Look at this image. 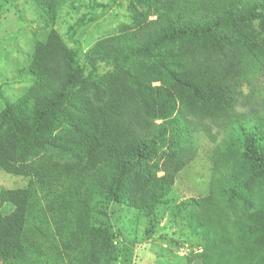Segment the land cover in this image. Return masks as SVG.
<instances>
[{
    "label": "trees",
    "instance_id": "trees-1",
    "mask_svg": "<svg viewBox=\"0 0 264 264\" xmlns=\"http://www.w3.org/2000/svg\"><path fill=\"white\" fill-rule=\"evenodd\" d=\"M3 1L42 26L17 72L31 83L15 100L0 86V170L27 178L0 189V264H115L120 233L92 218L111 203L146 240L190 243L186 264H264V0H130L86 48L116 0H88L72 46L55 23L78 0ZM199 152L209 181L181 197Z\"/></svg>",
    "mask_w": 264,
    "mask_h": 264
},
{
    "label": "rangeland",
    "instance_id": "rangeland-1",
    "mask_svg": "<svg viewBox=\"0 0 264 264\" xmlns=\"http://www.w3.org/2000/svg\"><path fill=\"white\" fill-rule=\"evenodd\" d=\"M95 1L106 4L109 2V0ZM129 2L130 0H116L107 14L89 22L79 34L83 48L90 46L95 39L113 33L120 25L127 24ZM7 6L9 3L4 4V1L0 0V86L6 96L15 100L31 83V77L27 73L17 72L27 65L32 52L34 34L41 31L39 27L42 25L37 19V13L27 9L17 12L13 8L8 11ZM88 12H99V9L88 0L76 1L73 9L66 5L61 8L55 29L69 46H72V43L66 33L68 25ZM1 106L0 101V109ZM202 144L206 145L205 149L212 146L205 139ZM209 178L208 163L199 152L191 165L177 177L176 188L181 197L199 195L205 190ZM26 182V177L0 170V189L22 187ZM1 209L9 212L12 205L3 203ZM100 211L101 215L93 213L94 223H99L103 219L106 225L120 233L117 240L120 244L119 248H122V255L115 264H186V257L194 252L187 241L175 246L159 238L146 240L145 221L138 211L131 207L111 203L105 208H100ZM196 263L195 260L190 262V264Z\"/></svg>",
    "mask_w": 264,
    "mask_h": 264
}]
</instances>
